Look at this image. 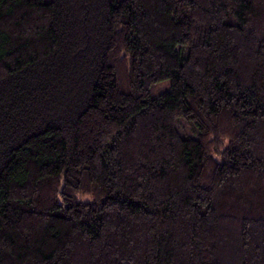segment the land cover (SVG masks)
<instances>
[{
    "label": "trees",
    "instance_id": "obj_1",
    "mask_svg": "<svg viewBox=\"0 0 264 264\" xmlns=\"http://www.w3.org/2000/svg\"><path fill=\"white\" fill-rule=\"evenodd\" d=\"M0 264H264V0H0Z\"/></svg>",
    "mask_w": 264,
    "mask_h": 264
},
{
    "label": "rangeland",
    "instance_id": "obj_2",
    "mask_svg": "<svg viewBox=\"0 0 264 264\" xmlns=\"http://www.w3.org/2000/svg\"><path fill=\"white\" fill-rule=\"evenodd\" d=\"M166 83H167V82H166ZM155 88H156V89H153V90H152V94H153V95H156V93H157L158 91H160L161 89H164L165 86H163V87L161 86V87H158V88L155 87ZM160 88H161V89H160Z\"/></svg>",
    "mask_w": 264,
    "mask_h": 264
}]
</instances>
